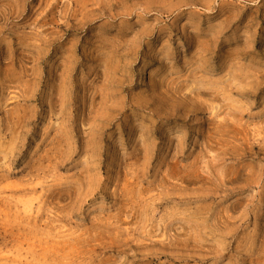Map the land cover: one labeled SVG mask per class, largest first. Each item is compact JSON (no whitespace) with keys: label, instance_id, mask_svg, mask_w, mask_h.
I'll use <instances>...</instances> for the list:
<instances>
[{"label":"rangeland","instance_id":"1","mask_svg":"<svg viewBox=\"0 0 264 264\" xmlns=\"http://www.w3.org/2000/svg\"><path fill=\"white\" fill-rule=\"evenodd\" d=\"M0 264H264V0H0Z\"/></svg>","mask_w":264,"mask_h":264}]
</instances>
